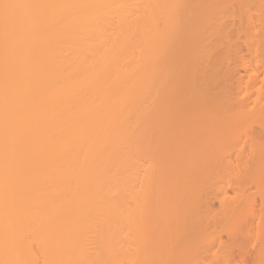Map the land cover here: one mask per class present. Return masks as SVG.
Segmentation results:
<instances>
[{
    "label": "bare ground",
    "instance_id": "bare-ground-1",
    "mask_svg": "<svg viewBox=\"0 0 264 264\" xmlns=\"http://www.w3.org/2000/svg\"><path fill=\"white\" fill-rule=\"evenodd\" d=\"M0 264H264V0H0Z\"/></svg>",
    "mask_w": 264,
    "mask_h": 264
}]
</instances>
